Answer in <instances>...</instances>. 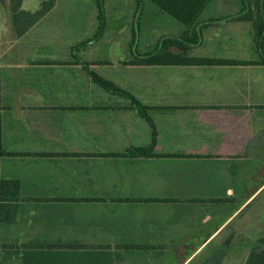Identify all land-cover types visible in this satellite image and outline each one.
I'll return each instance as SVG.
<instances>
[{
    "label": "crops",
    "instance_id": "1",
    "mask_svg": "<svg viewBox=\"0 0 264 264\" xmlns=\"http://www.w3.org/2000/svg\"><path fill=\"white\" fill-rule=\"evenodd\" d=\"M237 13L205 12L201 43L191 53L257 59L251 23L232 18ZM170 22L174 32L167 35L180 34L183 26ZM243 22L250 29H224ZM133 36L135 29L128 51ZM198 48L204 53L196 54ZM78 57L0 65L2 144L21 153L0 159V175L20 181L17 219L0 225L2 242L103 247L119 253L111 264L138 252L141 264H189L217 238L231 242L233 231L259 219L257 206H249L264 190V65H131ZM121 69L131 70L132 82L118 77ZM88 70L149 107L153 127ZM148 146L151 156L123 155ZM150 198L163 201H141ZM0 264L21 262L3 253Z\"/></svg>",
    "mask_w": 264,
    "mask_h": 264
},
{
    "label": "rangeland",
    "instance_id": "2",
    "mask_svg": "<svg viewBox=\"0 0 264 264\" xmlns=\"http://www.w3.org/2000/svg\"><path fill=\"white\" fill-rule=\"evenodd\" d=\"M41 1L23 0L22 7L35 10L40 6ZM142 1L102 0L105 31L103 30L100 36L94 38L96 0H54L50 10L21 36H17L11 26L8 0H0V65L5 68V65L12 64L18 68L32 65V63H69L73 60L70 57V61L64 58H67L70 48L85 42V45L80 46L78 53L87 61L103 57L107 58L110 63H127L131 58L128 51L131 29H135L136 33L135 46L132 49L144 52L154 44L156 38L174 32V26L170 21L181 28L179 22L158 10L152 2ZM244 4L247 5L246 0ZM242 6L240 0H211L201 16L206 15L205 12L232 15L237 13ZM246 27L250 29L249 24L243 22L226 26L224 29L239 33V30L246 29ZM150 38L152 39L151 45ZM40 53H47L48 59L33 60L34 55ZM195 53L201 55L204 49L198 48ZM143 71L136 72V77L143 76ZM118 77L132 82L133 74L129 69H121ZM251 206H257V212L253 216H259V219L255 218L253 222L250 220L247 230L243 228L242 233L238 230L233 231L230 244H220L225 237L217 238L219 242L209 244L189 264H200L210 250L217 252L221 249L224 250L221 264H243L249 243L264 234V190L255 197L249 208H252ZM231 230L229 229L227 233ZM142 254L138 252L130 255L128 260L125 259L124 264H141L144 261Z\"/></svg>",
    "mask_w": 264,
    "mask_h": 264
},
{
    "label": "trees",
    "instance_id": "3",
    "mask_svg": "<svg viewBox=\"0 0 264 264\" xmlns=\"http://www.w3.org/2000/svg\"><path fill=\"white\" fill-rule=\"evenodd\" d=\"M158 10L165 12L183 26L178 35L159 37L152 48L144 52L132 49L135 46V36L130 42L129 51L131 58L127 61L131 65H238L260 64L264 65V1L246 0L239 12L232 18L251 23L253 30V45L257 52L255 60H239L223 57L197 56L191 53L193 47L201 43L202 29L200 17L211 0H149ZM23 0H8L11 26L17 36L23 35L31 26L39 21L53 6L54 0H42L35 10L22 8ZM102 0H96L97 25L93 37L100 36L105 28ZM205 26V23H204ZM90 41V39H89ZM85 43L74 45L70 48L71 60H78V50ZM91 79L105 90L125 95L130 102V108L135 109L145 121L153 127V122L147 112V106L143 105L133 95L129 94L112 81L104 78L93 70H88ZM1 88V86H0ZM1 108V95H0ZM16 154L7 151L2 144V125L0 116V159ZM44 156V153H38ZM124 156L138 157L153 155L150 147H133L123 153ZM20 200V181L15 178H4L0 175V225L14 224L18 214V202ZM81 200V199H77ZM89 200V199H86ZM141 201H163V199H143ZM220 244H230V238ZM135 246V245H131ZM151 247L152 245H138ZM208 246V245H207ZM206 246V247H207ZM204 247V248H206ZM103 247H87L75 245L70 249H60L55 245H42L35 243L10 244L2 242L0 238L1 256L14 255L20 259L21 264H111L120 258L115 251H102ZM203 250V248H202ZM103 253V254H102ZM224 258V250H210L208 256L200 264H221ZM243 264H264V234L249 243L247 255Z\"/></svg>",
    "mask_w": 264,
    "mask_h": 264
}]
</instances>
